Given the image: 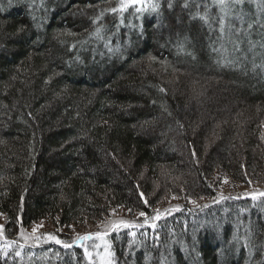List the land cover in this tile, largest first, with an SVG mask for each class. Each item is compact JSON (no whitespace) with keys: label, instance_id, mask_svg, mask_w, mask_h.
Masks as SVG:
<instances>
[{"label":"trees","instance_id":"trees-1","mask_svg":"<svg viewBox=\"0 0 264 264\" xmlns=\"http://www.w3.org/2000/svg\"><path fill=\"white\" fill-rule=\"evenodd\" d=\"M153 3L0 0L5 230L124 208L146 216L112 232L114 264H264V195L153 219L172 195L214 199L217 172L264 181V0L232 3L224 37L217 0ZM62 242L0 264H93Z\"/></svg>","mask_w":264,"mask_h":264},{"label":"rangeland","instance_id":"rangeland-1","mask_svg":"<svg viewBox=\"0 0 264 264\" xmlns=\"http://www.w3.org/2000/svg\"><path fill=\"white\" fill-rule=\"evenodd\" d=\"M153 2L154 0H130L131 4H135L139 8L145 7V9L152 7ZM228 94L230 95V92L226 95ZM213 182V191L216 195L214 199L213 197L202 196L185 199L181 196L172 195L167 202L157 205L156 209H154L157 213L156 217L173 212L179 207L185 206V204L198 207L210 204L215 200H223L229 197H258L261 193H264L263 180L243 182L229 175L226 176L225 174L217 172L214 174ZM239 213V216H241L242 213ZM139 218L144 217L120 208L113 210L109 216L101 220L72 225L66 228L58 227L51 221H40L27 229H21L16 237H12L5 230L7 224L6 217L0 213V254L6 255L14 246H19V248H35L41 245H48L52 242L56 243L55 240L49 239L48 234H52L60 241H68V243H72L71 245L75 243L82 246L86 251L90 263L114 264L110 235L118 228L135 224V220H140ZM87 236H90L91 239H83V237ZM21 252L20 255H23Z\"/></svg>","mask_w":264,"mask_h":264},{"label":"snow or ice","instance_id":"snow-or-ice-1","mask_svg":"<svg viewBox=\"0 0 264 264\" xmlns=\"http://www.w3.org/2000/svg\"><path fill=\"white\" fill-rule=\"evenodd\" d=\"M238 2H239V0H217V3L219 4V7H220L221 13H222L220 15V17L218 18L217 25H218V30L221 33L222 37L226 36V24H225V21L228 19V11L230 10L232 3H238ZM113 11H115V9H113ZM202 19H205V21H207V17H202ZM227 29H228L229 33L235 31V29L232 27L231 24L227 25ZM220 51H221V53L223 55V58L227 59V56L225 55L226 49L222 46ZM193 156H195V151L194 150H193ZM261 195H264V193H261ZM145 203H146V201H145ZM140 216L145 217L146 213L145 212H141ZM158 218H159V216L154 217L153 219L155 220V219H158ZM145 223H147V219L145 220ZM137 226L138 227H143V225H137ZM155 226H156L155 223H152L150 225V227H152V228H155ZM48 235H49V239L55 240L56 243H58V244L63 243L62 241L56 239V237L54 235H52V234H48ZM83 239H91V237L87 236V237H83ZM245 246H247V244H245ZM64 247L68 248V247H71V245L64 244ZM15 254L17 256H19L20 252L17 251Z\"/></svg>","mask_w":264,"mask_h":264}]
</instances>
